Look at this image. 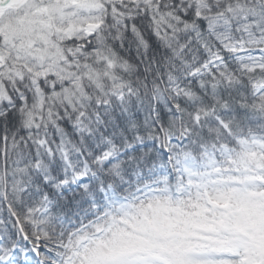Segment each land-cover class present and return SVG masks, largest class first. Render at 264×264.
Here are the masks:
<instances>
[{
	"label": "snow or ice",
	"instance_id": "snow-or-ice-1",
	"mask_svg": "<svg viewBox=\"0 0 264 264\" xmlns=\"http://www.w3.org/2000/svg\"><path fill=\"white\" fill-rule=\"evenodd\" d=\"M0 264H264V0H0Z\"/></svg>",
	"mask_w": 264,
	"mask_h": 264
}]
</instances>
